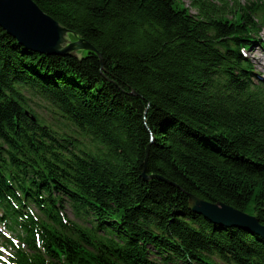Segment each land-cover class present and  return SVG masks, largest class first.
<instances>
[{
  "label": "trees",
  "instance_id": "1",
  "mask_svg": "<svg viewBox=\"0 0 264 264\" xmlns=\"http://www.w3.org/2000/svg\"><path fill=\"white\" fill-rule=\"evenodd\" d=\"M32 1L93 51L34 53L0 27V198L31 183L53 223L48 264H264V239L188 210L193 196L264 226V82L240 53L264 0H189L194 13L182 0ZM53 195L82 227L62 225Z\"/></svg>",
  "mask_w": 264,
  "mask_h": 264
},
{
  "label": "water",
  "instance_id": "2",
  "mask_svg": "<svg viewBox=\"0 0 264 264\" xmlns=\"http://www.w3.org/2000/svg\"><path fill=\"white\" fill-rule=\"evenodd\" d=\"M0 27L26 50L42 55L67 56L93 52L89 44L45 14L32 0H0ZM188 210L224 228H239L264 239V226L223 203L188 197Z\"/></svg>",
  "mask_w": 264,
  "mask_h": 264
},
{
  "label": "rangeland",
  "instance_id": "3",
  "mask_svg": "<svg viewBox=\"0 0 264 264\" xmlns=\"http://www.w3.org/2000/svg\"><path fill=\"white\" fill-rule=\"evenodd\" d=\"M186 7H189V0H182ZM218 2L219 0H214ZM225 1H231V0H225ZM245 0H239L240 3H243ZM190 8V7H189ZM191 13H194V11L190 8ZM261 45L264 47V28H262L259 31V35H257L256 41L254 45L247 51V56L251 59V63L254 65L256 70V75L258 80H264V69L259 67L255 59L252 57L253 52L255 51L256 54H254L256 59H261L264 62V52L260 48ZM23 96L27 99V105L28 107L34 111V113L38 116V118L45 123L46 127H50L55 132L59 133H70L68 126L65 124L64 119L54 116L52 114V110L48 104L41 96L35 94L32 91L23 89L21 91ZM89 140H86V143H88ZM66 203V202H65ZM67 204V203H66ZM69 215L71 216L70 212L68 211Z\"/></svg>",
  "mask_w": 264,
  "mask_h": 264
},
{
  "label": "bare ground",
  "instance_id": "4",
  "mask_svg": "<svg viewBox=\"0 0 264 264\" xmlns=\"http://www.w3.org/2000/svg\"><path fill=\"white\" fill-rule=\"evenodd\" d=\"M254 54H256L255 51L253 52V56H252V57L255 59L256 64H257L259 67H261V68L264 69V62H263V60H261V59H259V58L256 59L255 56H254Z\"/></svg>",
  "mask_w": 264,
  "mask_h": 264
}]
</instances>
